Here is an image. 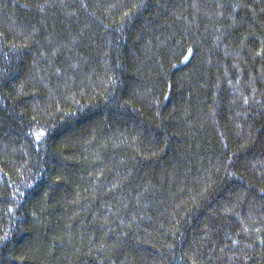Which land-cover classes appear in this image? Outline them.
Returning a JSON list of instances; mask_svg holds the SVG:
<instances>
[{
	"label": "trees",
	"instance_id": "1",
	"mask_svg": "<svg viewBox=\"0 0 264 264\" xmlns=\"http://www.w3.org/2000/svg\"><path fill=\"white\" fill-rule=\"evenodd\" d=\"M0 264H264V0H0Z\"/></svg>",
	"mask_w": 264,
	"mask_h": 264
},
{
	"label": "snow or ice",
	"instance_id": "2",
	"mask_svg": "<svg viewBox=\"0 0 264 264\" xmlns=\"http://www.w3.org/2000/svg\"><path fill=\"white\" fill-rule=\"evenodd\" d=\"M185 59H187V57H185Z\"/></svg>",
	"mask_w": 264,
	"mask_h": 264
}]
</instances>
